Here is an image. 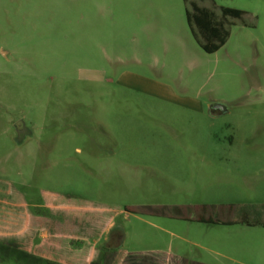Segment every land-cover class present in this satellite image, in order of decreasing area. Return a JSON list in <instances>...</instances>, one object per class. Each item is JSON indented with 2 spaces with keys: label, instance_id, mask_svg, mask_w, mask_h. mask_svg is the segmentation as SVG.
Returning a JSON list of instances; mask_svg holds the SVG:
<instances>
[{
  "label": "rangeland",
  "instance_id": "rangeland-1",
  "mask_svg": "<svg viewBox=\"0 0 264 264\" xmlns=\"http://www.w3.org/2000/svg\"><path fill=\"white\" fill-rule=\"evenodd\" d=\"M213 1L229 38L208 54L183 0H0V197L61 214L64 234L84 216L122 234L30 253L264 264V225L221 224H264V0ZM57 203L73 209L35 208Z\"/></svg>",
  "mask_w": 264,
  "mask_h": 264
},
{
  "label": "crops",
  "instance_id": "crops-1",
  "mask_svg": "<svg viewBox=\"0 0 264 264\" xmlns=\"http://www.w3.org/2000/svg\"><path fill=\"white\" fill-rule=\"evenodd\" d=\"M211 2L212 4H210ZM187 3V6L189 7L193 4L197 7L210 10L213 13L214 9L217 8L213 0H188ZM221 8H228L243 12L238 8L220 7L219 9ZM24 199V196L18 193L16 195L11 194L6 198L0 197V240H12L20 243L26 248H29V246L33 247V244H36L35 242H37V247H42L46 250L49 246H52L53 248L58 249V253H61V249L70 247L73 245V242L78 241L80 242L82 249H87L90 246L94 250L99 245V243L103 241L104 237L110 234L111 231L116 227L112 217H108L106 219V229L99 231V227L93 228L94 225L92 224L91 220L84 216L79 222L81 226L83 225L82 227L78 226L79 228L75 230L73 229L74 234H64L65 231H67L70 227L58 221L61 218V214H56L58 220L55 219L56 217H54V215H51L50 217L53 219H50V217H45L39 212L36 214L30 210V206L25 202ZM43 199L44 201H57V197L50 193H46ZM57 204V206L54 205L53 207L49 204H42L41 207L40 205H37L35 208L40 210L41 208L48 207L57 209L60 212H70V210L73 209L71 207L63 206L59 203ZM66 216H68L66 220H70L73 223L74 218L72 219L68 213ZM63 217L65 216L63 215ZM75 222H78L77 219H75ZM238 225L240 224L223 226ZM33 231L35 232V235L34 238L30 240L29 236ZM93 231H95V234H93ZM38 238L41 239L39 240ZM199 264L210 263L208 260L203 259Z\"/></svg>",
  "mask_w": 264,
  "mask_h": 264
},
{
  "label": "trees",
  "instance_id": "trees-1",
  "mask_svg": "<svg viewBox=\"0 0 264 264\" xmlns=\"http://www.w3.org/2000/svg\"><path fill=\"white\" fill-rule=\"evenodd\" d=\"M186 5H188V0H184ZM191 9V10H189ZM221 13L223 18L240 19L243 16V12L228 8H221ZM187 21L190 27L195 26L198 33L201 36L203 42L198 41L202 49L208 53L212 54L217 52L222 48L228 38L229 31L225 28L221 22H218L215 15L210 10L197 7L196 5L187 6L186 11ZM37 214V213H36ZM199 222L202 223H220L218 221H213L212 219L198 218ZM222 225H246L249 227H257L261 222L251 223L246 218L239 221H224L221 222ZM111 240L113 238H121L122 234L118 227H115L111 231ZM106 246V245H105ZM104 253H101L97 260L91 262V264H108V251L115 250L109 249L107 246L103 247ZM134 257V256H131ZM0 264H64L61 261H54L52 259L43 258L35 254L30 253L26 247L22 246L20 243L12 240H0Z\"/></svg>",
  "mask_w": 264,
  "mask_h": 264
},
{
  "label": "water",
  "instance_id": "water-1",
  "mask_svg": "<svg viewBox=\"0 0 264 264\" xmlns=\"http://www.w3.org/2000/svg\"><path fill=\"white\" fill-rule=\"evenodd\" d=\"M227 112V109L224 105L222 104H214L209 106V113H220L224 114Z\"/></svg>",
  "mask_w": 264,
  "mask_h": 264
}]
</instances>
